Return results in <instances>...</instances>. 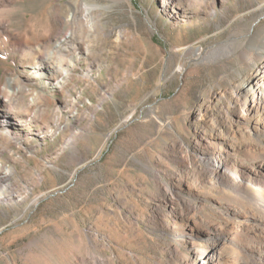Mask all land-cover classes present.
Here are the masks:
<instances>
[{"label":"rangeland","instance_id":"374dc122","mask_svg":"<svg viewBox=\"0 0 264 264\" xmlns=\"http://www.w3.org/2000/svg\"><path fill=\"white\" fill-rule=\"evenodd\" d=\"M4 22L0 164L21 201L0 198V264H200L189 229L219 217L236 230L214 264H264V101L243 93L264 0H4Z\"/></svg>","mask_w":264,"mask_h":264},{"label":"bare ground","instance_id":"6f19581e","mask_svg":"<svg viewBox=\"0 0 264 264\" xmlns=\"http://www.w3.org/2000/svg\"><path fill=\"white\" fill-rule=\"evenodd\" d=\"M3 2H4V0H0V3H3ZM81 11L83 12L82 13L83 19H85L86 20L85 22L90 25L89 28L92 27L94 19H93V15H92V11H91L90 7L84 3L82 5ZM67 21L72 25V27L74 29V27L76 26V23H77V12H75V14H73L71 17H68ZM1 25H2L3 29L2 30L0 29V34H2V32L4 30H6L8 27L5 22L3 24L0 23V26ZM75 34H76V32H74V35ZM61 41L62 42L59 45H61V44H62L61 46L68 45L67 37L62 39ZM59 45H58V48H61V46L59 47ZM242 64L245 66L248 65L245 61L242 62ZM51 66H52V64L50 63V61H44V62H42L40 67H34L33 70L34 71L38 70L39 72H44V71H47V69H49V68L51 69ZM62 77H68V74L64 73V74H62ZM10 81H12V80H10ZM20 90L21 89H17L16 93H19ZM243 93L245 96L251 95V97H252L251 101L253 103H255V101H257L258 105L264 101V65L260 66V68L257 69L256 74L248 81V83L246 85L243 86ZM262 93H263V95H261ZM31 106H34V103H32ZM4 112L3 113L5 115L3 118L6 119L5 124H8V123H10V120H11L10 112L6 109H4ZM29 116H31V118L35 117L34 114L29 115ZM29 120L30 119H28V121ZM54 123L56 125L58 124L57 115H55ZM208 162L214 168L215 179L219 180L222 183H225V185H228L229 187H231L233 189L238 188L237 187L238 185L240 186V182H242V180L240 178H238V176H234L235 178L234 177L233 178L227 177V174H226L227 167H226L221 155L218 154L215 157L208 159ZM1 167H2V165L0 164V198L2 201L8 202L9 200L10 201L13 200V203H19V201H21V197L17 193H15L14 191L10 190L11 186L7 180V176L9 175V172H3L1 170ZM226 212H227V210H226ZM226 215H225V217H226ZM229 216L234 217V213L229 214ZM219 220L225 229L212 228V229H209L202 236H200L197 233L196 228L195 229H193V228L189 229L190 234L188 235V241H189L188 243L192 247L193 250L198 251L199 257H203L202 260L200 261V264H214L215 261H217L219 258V245H224V243L227 242L229 239V235H230L229 233L232 230H236V229H231L232 224L229 221H227L226 219L219 217ZM236 226H237V223H236ZM257 226H258V228H260L258 230H260L261 234H264V223H258ZM233 228H235V227L233 226ZM198 235L200 236L199 238L197 237ZM195 241H197V243Z\"/></svg>","mask_w":264,"mask_h":264}]
</instances>
